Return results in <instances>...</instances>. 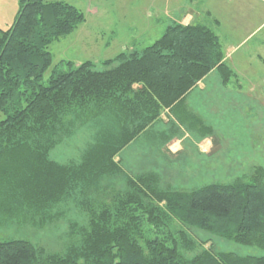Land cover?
I'll return each mask as SVG.
<instances>
[{"label":"trees","instance_id":"16d2710c","mask_svg":"<svg viewBox=\"0 0 264 264\" xmlns=\"http://www.w3.org/2000/svg\"><path fill=\"white\" fill-rule=\"evenodd\" d=\"M205 15L210 24L172 22L152 44L96 70L89 60L52 63L51 43L85 20L78 8L18 1L15 19L0 29V228L67 227L56 250L0 238V264H264V256L221 251L213 240L264 250L261 166L184 190L122 164L123 150L161 121L172 119L160 132L165 142L183 127L212 134L186 100L210 73L223 88L238 78L213 28L219 21ZM82 127L93 131L78 158L55 161L51 151ZM199 244L207 246L193 253Z\"/></svg>","mask_w":264,"mask_h":264},{"label":"rangeland","instance_id":"374dc122","mask_svg":"<svg viewBox=\"0 0 264 264\" xmlns=\"http://www.w3.org/2000/svg\"><path fill=\"white\" fill-rule=\"evenodd\" d=\"M64 1L78 8L85 20L72 33L51 43L52 63L66 60L79 64L89 60L96 70L104 69V60L155 42L166 25L172 23V16L179 15V9L180 14L192 12L195 23L208 24L205 14L210 11L221 23L213 28L222 36L223 50L228 45L234 48L227 64L238 79L223 88L217 86L220 83L217 73H210L206 83L212 86L211 94L194 93L186 100V107L212 127V134L199 138L183 127L177 135L182 140L181 151L173 154L171 149L177 147L169 146L173 139L165 142L160 136V132L168 131L172 119L161 121L153 125L151 135L138 137L123 150L125 169L133 173L152 170L160 175L163 184L184 190L247 177L255 165L264 169V0ZM11 12L2 11L0 15L9 17ZM44 75L45 79L49 76L48 72ZM3 117L0 112V119ZM92 131L91 127L79 128L56 145L51 157L61 163L78 158ZM203 139L205 143L200 144ZM121 181L115 178L114 183ZM66 227L62 220L36 229L8 226L0 228V238L26 237L48 250H56L65 240ZM197 234L202 239L207 237ZM213 240L221 251L264 256V250L257 247ZM205 246L199 244L193 253H199Z\"/></svg>","mask_w":264,"mask_h":264},{"label":"crops","instance_id":"0c3cea01","mask_svg":"<svg viewBox=\"0 0 264 264\" xmlns=\"http://www.w3.org/2000/svg\"><path fill=\"white\" fill-rule=\"evenodd\" d=\"M17 1H19V0H0V14L2 13V11H8V10L12 11L13 10V12H11L9 17H6V16L3 17V16L0 15V21L4 22V23H0V29H4V28L8 27L13 22V20L15 19L14 17H15V14H16L17 10H18L17 9L18 5L16 7ZM180 10L181 9L177 10L179 15H177V16L173 15L172 16V19H171L172 22H175V23L179 22V23H182L184 25H188L189 23H194L195 15L192 12H190V11L187 12L186 11V12L180 14V12H181ZM3 19H6V20H3ZM220 24L221 23L219 21V25H218L219 27H220ZM220 40H221V44H222V36H220ZM233 50H234V48L231 45H228V47L225 48L224 55H225L226 62L229 61V58L231 57L230 54L233 52ZM206 78L207 77L203 78V80L200 81L192 89V92L189 94V96L187 98V101H188V99H191L193 97L194 93L196 94V93H201V92L204 91V92H209L208 95L211 94L212 86L209 83H206ZM217 86H219V84H217ZM201 143L202 144L205 143V140L203 139L200 142V144ZM171 144H172V146H177L175 149H171V150H173V154L180 153V151H181L180 147L182 146V140L174 138L171 141V143H169V146ZM178 149H180V151H178ZM206 149H208V148L206 147ZM206 149H205V151H208ZM171 150H169L167 148V151H169V153L172 155V151ZM174 152H176V153H174Z\"/></svg>","mask_w":264,"mask_h":264}]
</instances>
